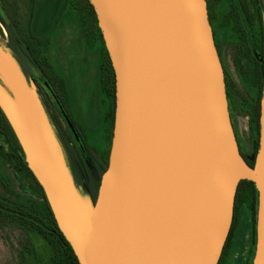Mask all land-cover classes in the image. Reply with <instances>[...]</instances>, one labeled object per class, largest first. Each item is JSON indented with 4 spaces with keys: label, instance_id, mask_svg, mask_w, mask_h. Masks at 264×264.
<instances>
[{
    "label": "water",
    "instance_id": "95a60500",
    "mask_svg": "<svg viewBox=\"0 0 264 264\" xmlns=\"http://www.w3.org/2000/svg\"><path fill=\"white\" fill-rule=\"evenodd\" d=\"M89 1L116 76L109 163L91 209L48 149L53 141L27 95L34 78L0 46V77L12 92L0 83V107L80 264H218L241 180L258 190L252 264H264V96L250 167L207 1Z\"/></svg>",
    "mask_w": 264,
    "mask_h": 264
},
{
    "label": "trees",
    "instance_id": "16d2710c",
    "mask_svg": "<svg viewBox=\"0 0 264 264\" xmlns=\"http://www.w3.org/2000/svg\"><path fill=\"white\" fill-rule=\"evenodd\" d=\"M211 23L217 19V7L224 0H206ZM38 3V0H33ZM60 13L77 19L87 47L98 45L100 87L108 102L105 111V131L112 142L115 109H116V76L109 52L98 24V18L89 0H60ZM229 10L224 14L222 23L230 26L237 39L234 62L242 77L243 83L251 88L254 96L250 101L239 102L226 79L227 97L234 99L237 106L249 117L252 134L256 137L255 151L251 158L241 154L250 167H254L259 147L260 107L264 96V0H233ZM71 14V15H72ZM34 10L27 23H23L20 9L11 1L0 0V35L7 34L8 48L18 67L27 79L34 78L42 105L48 115L53 131L63 151L65 161L72 175L75 186H84L92 204H95L101 179L107 170L110 150L104 152L93 143L87 130L74 118L71 109V92L68 80L52 63L49 57L51 46L50 35H40L35 28ZM253 23L259 26L258 36L253 34ZM39 72L46 81L40 85L34 75ZM0 83L12 95L7 84L0 77ZM233 100V101H234ZM69 120V121H68ZM82 148L86 150L92 161V171L86 162ZM8 163L17 174L29 183L30 189L40 203L24 204L0 193V234L13 228L22 230L25 235V251L37 257L32 246L34 235L41 238L49 247V257L42 264H80L73 248L59 228L43 187L29 168L23 147L8 118L0 107V162ZM7 190L10 183L2 177ZM259 194L254 182L241 180L238 186L234 217L230 234L218 264H226L235 234L239 227L240 215L246 209L252 221L251 253L254 257L256 246V224ZM31 235V237H30ZM252 263V261H250ZM250 264V263H249Z\"/></svg>",
    "mask_w": 264,
    "mask_h": 264
},
{
    "label": "rangeland",
    "instance_id": "374dc122",
    "mask_svg": "<svg viewBox=\"0 0 264 264\" xmlns=\"http://www.w3.org/2000/svg\"><path fill=\"white\" fill-rule=\"evenodd\" d=\"M15 3L20 9L23 23H27L34 10L35 28L40 35H50L51 46L49 57L57 70L66 77L71 92V109L74 118L87 130L93 143L104 152L111 150L110 139L105 131V111L108 102L100 87L98 45L88 48L84 34L74 15H63L57 6L60 0H7ZM233 0H224L215 12L217 16L214 22L217 38L220 41L221 53L228 78L231 83L236 99L239 102L250 101L254 92L243 83L242 77L234 62L236 37L231 27L222 23L224 14L228 12ZM250 4L253 0H246ZM253 34L257 37L259 26L253 23ZM7 34L0 35V46L14 61L9 52ZM37 82L46 86V81L39 72L34 75ZM27 95H29L33 110L38 115L55 144V156L62 168L68 172L69 168L65 161L62 148L53 131L48 115L41 103L38 87L35 90L27 80ZM16 92V91H15ZM37 95H36V93ZM16 98L18 99L17 92ZM234 99H228L232 127L243 153L251 158L255 151L256 137L251 132L248 115L241 110ZM258 152V151H257ZM83 156L90 169L94 171L89 154L82 148ZM7 177L10 183V191L5 188L2 177ZM77 196L85 203L87 208L93 207L87 189L75 186ZM0 193L24 204L40 203L29 183L20 177L17 172L5 161L0 162ZM31 237V235H30ZM252 221L246 209L240 215L238 230L235 234L230 256L226 264H252L254 257L251 253ZM32 246L37 251L34 254L24 249L25 235L22 230L13 228L7 233L0 234V264H42L49 257V247L38 236H32ZM256 249V246H255ZM255 255V253H254Z\"/></svg>",
    "mask_w": 264,
    "mask_h": 264
},
{
    "label": "flooded vegetation",
    "instance_id": "af4514ba",
    "mask_svg": "<svg viewBox=\"0 0 264 264\" xmlns=\"http://www.w3.org/2000/svg\"><path fill=\"white\" fill-rule=\"evenodd\" d=\"M208 13H209V11H208ZM217 20V19H216ZM216 20H214L212 23H211V25H212V29H213V34H214V38H215V43H216V47H217V50H218V53H219V56H220V60H221V62H222V65H223V68H224V73H225V78H227V82L229 83V85L231 84L230 83V80H229V78H228V74H227V71H226V68L224 67V60H223V58H222V53H221V45H220V41L218 40V38H217V33H216V29L214 28V22H216ZM211 22V21H210ZM231 86V85H230ZM232 89V88H231ZM41 92L42 93V89H41V87H38V92ZM233 91V90H232ZM241 151H242V149H241ZM243 152V151H242ZM246 156V155H245ZM246 158H247V156H246Z\"/></svg>",
    "mask_w": 264,
    "mask_h": 264
},
{
    "label": "bare ground",
    "instance_id": "6f19581e",
    "mask_svg": "<svg viewBox=\"0 0 264 264\" xmlns=\"http://www.w3.org/2000/svg\"><path fill=\"white\" fill-rule=\"evenodd\" d=\"M5 79L8 81V82H10V83H12L11 82V79L9 78V77H5ZM47 146H48V149L53 153V154H55V146H54V144L51 142V140L49 139L48 141H47Z\"/></svg>",
    "mask_w": 264,
    "mask_h": 264
}]
</instances>
